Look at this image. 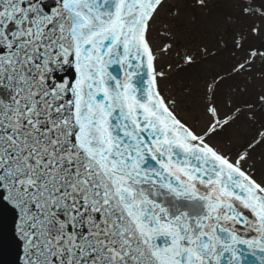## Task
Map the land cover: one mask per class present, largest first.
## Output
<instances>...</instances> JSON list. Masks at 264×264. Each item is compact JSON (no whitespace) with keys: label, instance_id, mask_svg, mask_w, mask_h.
Returning a JSON list of instances; mask_svg holds the SVG:
<instances>
[{"label":"snow or ice","instance_id":"6c2138e0","mask_svg":"<svg viewBox=\"0 0 264 264\" xmlns=\"http://www.w3.org/2000/svg\"><path fill=\"white\" fill-rule=\"evenodd\" d=\"M3 215L17 264H264V0H0Z\"/></svg>","mask_w":264,"mask_h":264},{"label":"water","instance_id":"95a60500","mask_svg":"<svg viewBox=\"0 0 264 264\" xmlns=\"http://www.w3.org/2000/svg\"><path fill=\"white\" fill-rule=\"evenodd\" d=\"M19 248L10 215L0 216V264H17Z\"/></svg>","mask_w":264,"mask_h":264}]
</instances>
